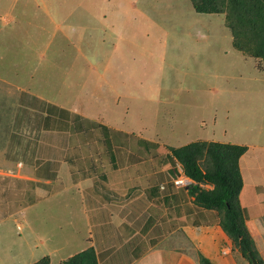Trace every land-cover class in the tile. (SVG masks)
Listing matches in <instances>:
<instances>
[{
    "label": "rangeland",
    "instance_id": "obj_1",
    "mask_svg": "<svg viewBox=\"0 0 264 264\" xmlns=\"http://www.w3.org/2000/svg\"><path fill=\"white\" fill-rule=\"evenodd\" d=\"M64 19L69 23L60 30L68 36H61L56 24ZM76 22L84 28L77 30ZM106 22L117 25L106 28ZM102 37L105 42L99 41ZM110 51L118 67L106 75L113 89L99 93L88 66ZM23 86L45 98L62 89L56 99L66 105L62 107L80 109L96 124L124 132H116L115 140L125 147L118 159L122 166L146 157L142 148L159 149L168 163L170 148L197 141L246 146L240 160L247 185L241 204L253 215L264 211V193L257 187L264 183V64L233 47L225 14L197 13L191 0H0V96L5 97L0 115L14 109ZM83 93L84 101L77 100ZM76 102L84 103L75 107ZM110 129H105L106 138L112 136ZM106 140L104 145L112 146ZM4 143L0 132V154ZM173 164L177 175H184L182 166ZM73 182L64 175L68 189L63 193L22 203L28 207L27 220L31 216L39 230L37 254L47 251L42 252L44 235L53 226L52 235L61 239L64 233L54 247L53 262L82 249L89 231L108 235L94 240L103 244L99 253L110 250L112 261L125 260L116 255L129 252L124 242L118 243L114 226L104 227L107 220L99 224L101 208L91 200L85 204L79 184ZM256 221L264 229V217ZM167 245L170 240L161 249ZM259 246L258 258L264 261V243Z\"/></svg>",
    "mask_w": 264,
    "mask_h": 264
},
{
    "label": "crops",
    "instance_id": "obj_2",
    "mask_svg": "<svg viewBox=\"0 0 264 264\" xmlns=\"http://www.w3.org/2000/svg\"><path fill=\"white\" fill-rule=\"evenodd\" d=\"M65 20L56 23L61 36L69 35V32L60 30L61 24L69 23ZM80 24L84 23L76 22L77 30L84 28ZM116 25L117 22H106V28ZM99 41L105 42L103 37ZM82 57L86 59L84 54ZM113 58L114 53L110 51L103 54L102 60L89 63L91 75L97 76L96 92L100 93L102 88L107 89L104 91L113 89L112 82L106 78L107 74L118 69ZM30 76L33 77L32 73ZM86 84L84 82V87ZM18 90L14 109L8 107L0 115L4 118L0 119V129H3L0 132L6 143L0 154V259L4 264H34L45 257H49L51 264H60L89 248L95 250L99 264H199L198 254L214 264H244L238 248L221 228L218 213L199 207L188 188L174 184L180 174L175 172L171 155L167 163V157L160 155L159 149L148 152L142 148L146 157L136 162L131 159L129 165L122 166L118 159L125 147H119L115 140L116 132H124L96 124L80 109L62 107L66 105L56 101L62 89L57 88L58 93L51 98L38 96L30 88L25 91L24 86ZM83 94L77 100L84 101ZM4 98L0 96V100ZM78 103L80 105L76 102L74 106L80 107L84 102ZM105 129H110V138H106ZM106 139L112 140V146L104 145ZM64 175L72 177L74 185L79 184L78 190L85 204L91 200L99 205V224L107 220L104 227L114 226L113 234L118 243L124 242L129 252L116 255L125 260L112 261L110 250L99 253L103 244L99 246L94 240H105L108 235L103 231L96 235L89 231L82 249L66 259L53 262L52 254L58 250L54 247L59 246L64 238V233L61 239L52 235L53 226L47 227L44 235L46 242L42 252L47 251L37 254L39 230L32 226L31 216L27 220L28 207L22 208V203H27V200L30 204L36 203L38 199L63 193L68 189L63 183ZM42 184L46 185L44 189ZM257 187L260 193H264V183ZM246 188L244 183L241 203ZM133 207L138 210L134 211ZM242 207L247 214L246 225L255 247L263 248L259 245L264 243V229L256 221L264 217L263 209L253 215L249 208ZM125 226L130 228V233L124 229ZM14 228L16 233L12 235ZM175 236L177 240L173 241ZM166 240H170L169 247L161 249L160 245H164ZM11 246L15 250H11Z\"/></svg>",
    "mask_w": 264,
    "mask_h": 264
},
{
    "label": "trees",
    "instance_id": "obj_3",
    "mask_svg": "<svg viewBox=\"0 0 264 264\" xmlns=\"http://www.w3.org/2000/svg\"><path fill=\"white\" fill-rule=\"evenodd\" d=\"M200 14H225L232 32L233 47L264 64V0H191ZM246 146L197 141L179 148H170L173 162H178L194 184L188 188L195 203L216 211L219 224L241 255L250 264H264L258 258L255 242L248 231L247 214L240 202L244 186L240 160ZM176 172V170H175ZM199 264H214L198 254ZM34 264H51L49 257ZM60 264H99L93 248L82 251Z\"/></svg>",
    "mask_w": 264,
    "mask_h": 264
},
{
    "label": "clouds",
    "instance_id": "obj_4",
    "mask_svg": "<svg viewBox=\"0 0 264 264\" xmlns=\"http://www.w3.org/2000/svg\"><path fill=\"white\" fill-rule=\"evenodd\" d=\"M182 172H183V174H184V171H182ZM179 174H180V173H179ZM181 176H182V177H181ZM179 178H181V179L183 178V179L185 180V182H189L188 185L184 186L185 188H189L191 184H194L193 181H192L191 179H189V178H187V177L185 176V174H184V175H180ZM179 178H177V179H179ZM175 180H176V179H175ZM174 184H175V181H174Z\"/></svg>",
    "mask_w": 264,
    "mask_h": 264
},
{
    "label": "built area",
    "instance_id": "obj_5",
    "mask_svg": "<svg viewBox=\"0 0 264 264\" xmlns=\"http://www.w3.org/2000/svg\"><path fill=\"white\" fill-rule=\"evenodd\" d=\"M189 184V182H185V180L182 178H179V179H176L175 180V185L176 186H186V185H188Z\"/></svg>",
    "mask_w": 264,
    "mask_h": 264
},
{
    "label": "water",
    "instance_id": "obj_6",
    "mask_svg": "<svg viewBox=\"0 0 264 264\" xmlns=\"http://www.w3.org/2000/svg\"><path fill=\"white\" fill-rule=\"evenodd\" d=\"M254 264H255V262H254Z\"/></svg>",
    "mask_w": 264,
    "mask_h": 264
},
{
    "label": "bare ground",
    "instance_id": "obj_7",
    "mask_svg": "<svg viewBox=\"0 0 264 264\" xmlns=\"http://www.w3.org/2000/svg\"><path fill=\"white\" fill-rule=\"evenodd\" d=\"M186 176V175H185Z\"/></svg>",
    "mask_w": 264,
    "mask_h": 264
}]
</instances>
